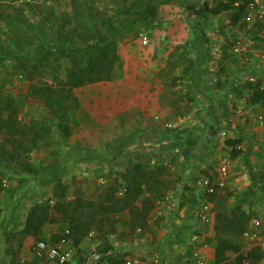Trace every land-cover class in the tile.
Returning a JSON list of instances; mask_svg holds the SVG:
<instances>
[{
  "label": "rangeland",
  "instance_id": "obj_1",
  "mask_svg": "<svg viewBox=\"0 0 264 264\" xmlns=\"http://www.w3.org/2000/svg\"><path fill=\"white\" fill-rule=\"evenodd\" d=\"M222 1L231 0H163L151 27L137 25L119 37V46L132 40L136 44L140 41L147 48L155 43L157 27L159 34H167L159 38L167 49L164 51L165 57L162 55L164 65L160 67L158 77L171 88V91L168 90L173 101L171 118L181 117V120L168 127L165 145L153 140L148 145L139 144L140 148L136 150L131 146V149L123 151V148H116L119 146L118 139L113 136L111 141H107L109 145L106 149L101 147L102 154H97V158H102V161L96 162L99 167L91 165L95 169L87 170L66 162L69 153L63 147L73 132L99 134V128L100 132L104 131L103 127L113 118L99 114L98 122L93 119V122H97L96 129L93 124L85 125L83 120H78L83 115L78 113V96L109 98L116 95V74L122 77V72H114L109 80L86 84L72 91L59 89L66 96L65 109H51L45 101L34 96L33 84L56 86L55 76L63 78L67 67L71 65L64 55L65 49L60 40L62 28L68 30L77 26L73 0H0V12L4 16L10 12L13 15L20 12L16 17L21 19L11 26L0 19V93L14 98L21 109L18 119L30 122L43 117L51 124L45 143L30 155L38 168L35 174L26 173L15 164L3 167L0 161V198H5L4 205L0 207V263L17 264L22 259L28 261L35 241L28 248L25 247L26 236L21 235L19 228L24 225L32 206L54 203L51 177L54 172L60 171L63 183L68 184L70 197L79 195L84 199H95L101 189L111 184L116 185L118 194L123 195L120 193L125 187L122 174L135 162L144 163L147 170L157 167L150 179L151 189L147 186L146 196L151 201L147 225L132 228L128 209L116 213V228L105 235L111 247L119 248L123 254L147 256L152 260L158 252L159 261H152L151 264H179L182 258H188L195 250L199 254L211 255L209 264H215V252L210 250V242L215 246L217 244L215 226L221 224L217 214L230 211L236 203L241 202L252 214L248 229L250 235H243L239 239L242 250L244 253L251 249L264 252V243L260 240L264 236V197L260 191L264 189L259 187L264 186V127L258 126L256 121L257 116L264 112V106L251 109L247 105L250 104L249 93L255 84L264 86V65L255 53L264 44L262 38L258 37L263 25L257 22L249 26L243 16L233 22L231 18L236 8L213 15L204 7L205 4L215 7ZM89 2L95 6V13L102 12L99 15V12L96 13L95 18L88 17L89 25L100 24V17L111 18L115 25H125L121 24L122 20L127 22L132 17L127 13L129 3L126 1ZM66 14L71 21L65 22L63 18ZM28 22L35 24L37 29L27 27ZM18 23L21 24L20 28L16 25ZM81 32H85L84 26L75 32V40L80 41ZM145 37L149 39L146 45L142 43ZM52 38L56 40L52 41ZM235 44L239 46L240 55L234 52ZM49 50L52 55L50 61H46L44 58ZM46 62H50L51 66H46ZM19 63L24 68L19 67ZM89 102L93 103V99ZM2 106L0 102V111ZM205 112L216 118L225 117L226 121L218 122L222 130L226 131L224 134L222 132L214 138L212 130L207 128L208 117ZM3 114L7 116V111ZM63 127L71 130L69 136L65 135ZM245 131L249 137L247 135L243 139V154L234 159L237 169L233 168L227 185L214 193H204L197 182L194 183L196 187L190 184L188 189L183 181L187 168L199 164L202 173L206 174L203 170H207L208 176L214 177L221 159L226 155L231 156V147L225 143V139L243 137L241 134ZM155 136L158 135H146L144 138L152 139ZM48 167L51 169L48 170ZM245 172H248L249 177L245 176ZM252 182L259 185L254 187ZM205 203L209 204L210 212H207L204 223L196 225L195 211ZM143 204V201H136L137 206ZM256 220L259 221L258 225ZM200 226L203 229L195 231ZM103 234L96 228L91 229L84 246L102 254L111 248L99 237ZM193 235L198 238L194 248H191ZM230 256L233 260L234 255Z\"/></svg>",
  "mask_w": 264,
  "mask_h": 264
},
{
  "label": "trees",
  "instance_id": "obj_2",
  "mask_svg": "<svg viewBox=\"0 0 264 264\" xmlns=\"http://www.w3.org/2000/svg\"><path fill=\"white\" fill-rule=\"evenodd\" d=\"M89 1L73 0L74 8L76 9L75 16L78 19L77 26L68 30L61 29L62 39L60 43L65 49L64 55L71 63L67 67L64 77L57 78L55 76L56 86L42 83L33 84L34 96L45 101L51 109H65L64 99L66 96L62 95L59 89H70L72 91V89L86 84L111 79L113 70L119 62V37L125 31L137 25L151 27L155 23L159 7L163 3V0H123L129 3L127 5V13L132 16L127 22L122 20L121 24L125 25H115L111 18L102 17L99 18L101 19L100 24L91 23L89 25L87 18L90 16L95 18V14L99 12L95 13V6ZM247 1H222L215 7H209L208 4H205L204 7L207 12L213 15L236 8L237 10L233 13L231 20L237 22L245 12ZM101 13L99 12L97 15ZM16 14L20 15V12H16ZM17 15H13L10 12L4 16L0 12V19L6 25L11 26L16 21H21V19L16 17ZM63 19H65V22L66 20L71 21L67 14ZM16 25L20 28L19 25L21 24L18 23ZM82 26H84L85 32L79 33L81 39L77 41L74 39L75 32ZM27 27L37 29V26L31 22H28ZM39 31L43 30L39 29ZM53 40L55 41L56 39L52 38ZM47 52L48 55L44 60L50 61L49 57L52 55V51L49 50ZM20 63L19 67L24 68V65ZM45 65L49 67L51 63L46 62ZM57 85H59V88ZM261 86L260 83H257L253 87L250 98V103L253 105H264V86ZM75 100L77 101L76 96ZM0 102L3 104L0 111V161L3 167L15 164L20 166L22 171L35 174L38 168L31 161L30 155L33 150L41 148L42 143H45L46 137L51 130V124L43 117L30 122L18 119L21 109L12 96L0 93ZM4 111H7V116H4ZM63 129L65 130V135L69 136L71 134V130L64 127ZM243 139V137H228L225 139V143L231 147L230 151L233 159L243 154L241 146ZM49 169L51 168L48 167ZM156 169L157 167L147 170L144 163L135 162L133 167H128L122 174L125 182L123 195L118 194L116 185L111 184L101 189L95 199H84L79 195L70 197L68 184L63 183L60 171L57 170L51 176L53 178L54 203L35 204L32 206L27 213L20 233L23 237L32 235L37 240H41L43 239L41 234L43 225L46 222H55L56 214L61 213L63 220L68 223L69 233L67 237L74 245H79L91 229L94 228L104 232L99 237H102L107 242L105 235L108 232H114L118 222L116 213L123 209H128L131 212L130 226L132 228L146 226L147 215L151 210L150 198L146 196L148 192L147 186L151 189L150 179L153 178V173ZM257 185L259 184L253 183L254 187H257ZM259 187L264 189L263 185ZM260 193L264 197V191L263 193L260 191ZM138 200L143 201V206L136 205ZM240 203H236L230 211L217 214L221 224H216L215 226L217 232V244L213 260L215 264H244V262L248 264H264L263 251L251 249L244 253L242 250L239 239L249 229L252 214ZM59 236V234L54 235L55 238ZM109 247L111 246L109 245ZM231 254L234 255L233 260H231ZM0 264H5V262ZM17 264L30 263L21 261ZM108 264H124L123 256L111 257Z\"/></svg>",
  "mask_w": 264,
  "mask_h": 264
},
{
  "label": "crops",
  "instance_id": "obj_3",
  "mask_svg": "<svg viewBox=\"0 0 264 264\" xmlns=\"http://www.w3.org/2000/svg\"><path fill=\"white\" fill-rule=\"evenodd\" d=\"M157 30L158 27L155 29L157 38L155 39V43L150 47L148 46L146 48V46L139 43L140 41L136 44L132 40L119 46V62L115 66L113 74L114 72L117 73V71H121L122 77L116 74V89L118 91L116 95L114 94L109 98H88L86 95L78 96L77 94L80 99V109L78 113H83V115L78 117V120H83L85 125L86 123L88 125L93 124L96 129L98 127L96 125L99 119V114L113 119L109 120L108 124L103 127L104 131L100 132L99 128V134L98 132L93 134L90 131H81L73 132L69 136V140L63 148L69 153L65 161H68V163L71 162L70 164H72L73 167L78 165L81 168H87V170L91 168V165L99 167L96 162L102 161V158H97V154L98 152L102 154L103 149H101V147L106 149L109 145L107 141H111L113 136L118 139L119 146L116 148H123V151L127 148L131 149V146L136 150L140 148L138 147L139 144L141 145V143H144L148 145L151 144V142L153 143V140H157V142L164 145L167 143L168 138H166V135H169L168 127H172V123L177 122L178 119L181 120V117L171 118V116H173V109L170 108L171 103H173L171 99L172 94L169 92L171 91V88H169L166 83L164 85L162 80L160 81L158 77L160 67H163L164 65L162 55L165 57L167 49V46L164 47L159 38L161 36H167V34H159ZM163 40L167 41L166 38H163ZM114 83L115 82L112 84ZM163 87H165V90ZM80 88H82V86ZM251 94L252 92L249 93L250 97ZM250 97L248 100H250ZM92 99L93 103H90L89 101H92ZM247 105H249L251 109L261 106L259 104L253 105L252 103ZM205 115L208 117V130L211 129L210 126L214 124L215 121H226L223 116L216 118L208 112H205ZM93 119L97 122H93ZM257 124L260 126L258 122ZM204 126L205 125H203V127ZM120 135H122L121 138H119ZM146 135L158 136H155L152 139H145L144 137ZM207 135H209V132ZM241 135H243L244 139L247 135L249 137V134L246 133V131ZM70 140L71 144L68 145ZM162 147L160 149H162ZM147 149L149 151V148ZM151 153H149V155H152ZM72 157L75 159L73 160ZM235 164L236 161L233 163V168L237 169ZM203 172L207 175L202 173L199 164L187 168L183 181L186 183L188 189H190V186H188L190 184H193L194 187H196L194 183L199 180L200 177L208 176L207 170H203ZM247 173L248 172H245V176L249 177ZM4 199L5 198L1 196L0 207L4 205ZM67 226L68 223L63 220L62 214L57 213L55 222H46L43 225L41 233L42 237L46 241L55 242L64 232L62 229L66 230ZM56 234H59L60 236L55 238L54 235ZM36 239L37 238L32 235H27L24 240L25 247L28 248ZM84 243L85 242H83V244ZM210 245V250L215 252V245H212L211 242ZM24 260L25 259H22V261ZM37 260V257L33 253L28 256V262L30 264H36Z\"/></svg>",
  "mask_w": 264,
  "mask_h": 264
},
{
  "label": "built area",
  "instance_id": "obj_4",
  "mask_svg": "<svg viewBox=\"0 0 264 264\" xmlns=\"http://www.w3.org/2000/svg\"><path fill=\"white\" fill-rule=\"evenodd\" d=\"M243 20L251 26L255 25L257 22L263 25L262 32L258 34V37L260 36L264 43V0H249L245 7ZM148 42V37L142 39L143 44L146 45ZM238 51H240L239 46L238 44H235L234 52L239 54ZM255 53L260 62L264 65V44L262 45V48L257 49ZM246 59L249 60V57H246ZM253 79L254 78H251V80ZM214 81L216 82L217 78H215ZM256 121L259 123V125L264 127V112L257 116ZM224 133L225 130L223 131V134ZM233 163L234 159L230 155L224 156L217 166L216 175L214 177H200L199 180H197V186L202 189L204 193H214L215 190L224 188L227 185L229 177L232 175ZM123 192V190L120 191V193ZM208 211L210 212V206L208 203H205L201 209L196 210L194 214V224L199 222L204 223V221H206L204 219L207 217ZM255 223L258 225L259 221L256 220ZM201 229H203V226L195 228V231L199 232ZM139 231H141V228H139ZM68 233L69 230L67 228L55 242H49L44 239L36 240L31 248L32 253L38 259L36 264H108V261L111 257L118 256H123L124 264H151L152 261H159L160 255L158 252L155 253L153 260L147 256H139L137 254H123L119 248L117 249L113 247L105 250L101 254L96 252V250L93 248L85 247V244H83L86 238L89 236L92 237V233L85 237L79 245L73 244V242L67 237ZM244 235L249 236L250 232L247 230ZM197 238V235H193L194 242H190V245H193L191 248H194ZM260 240L264 243V236L261 237ZM206 245L207 243H205V246ZM189 257L182 258L179 264H209L211 256L199 254L197 251L193 250Z\"/></svg>",
  "mask_w": 264,
  "mask_h": 264
},
{
  "label": "water",
  "instance_id": "obj_5",
  "mask_svg": "<svg viewBox=\"0 0 264 264\" xmlns=\"http://www.w3.org/2000/svg\"><path fill=\"white\" fill-rule=\"evenodd\" d=\"M211 133L215 135L214 138H217L221 133H222V127L218 124V121H215L214 124H212L211 126Z\"/></svg>",
  "mask_w": 264,
  "mask_h": 264
},
{
  "label": "clouds",
  "instance_id": "obj_6",
  "mask_svg": "<svg viewBox=\"0 0 264 264\" xmlns=\"http://www.w3.org/2000/svg\"><path fill=\"white\" fill-rule=\"evenodd\" d=\"M222 132H223V131H222ZM225 132H226V131H225ZM196 182H197V181H196ZM36 240H37V239H36ZM36 240H35V241H36ZM210 261H211V260H210ZM213 262H214V261H213ZM6 264H7V263H6Z\"/></svg>",
  "mask_w": 264,
  "mask_h": 264
}]
</instances>
